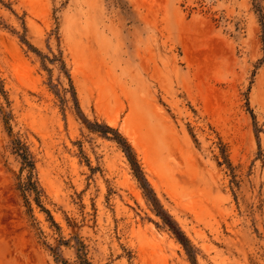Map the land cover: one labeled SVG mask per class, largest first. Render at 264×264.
I'll return each instance as SVG.
<instances>
[{"label":"rangeland","instance_id":"rangeland-1","mask_svg":"<svg viewBox=\"0 0 264 264\" xmlns=\"http://www.w3.org/2000/svg\"><path fill=\"white\" fill-rule=\"evenodd\" d=\"M0 264H264V0H0Z\"/></svg>","mask_w":264,"mask_h":264},{"label":"trees","instance_id":"trees-1","mask_svg":"<svg viewBox=\"0 0 264 264\" xmlns=\"http://www.w3.org/2000/svg\"><path fill=\"white\" fill-rule=\"evenodd\" d=\"M104 128L108 131L112 130L111 128H109L107 126H105ZM121 144L124 145V151L127 153V158H128V160L131 164V167L133 169L134 176L139 181V184H140L141 188L145 191L147 197L150 198V195L152 194V190L149 188V185L147 184L145 179H143L138 164L136 163V161L133 158H131L130 147L128 145H125V142H123V140H122ZM151 200L153 203H156L155 198H151ZM163 215L165 216V219L164 218L163 219L166 221L168 226L171 228L170 230L173 232L176 239L185 247V249H188L187 246L189 245V243H188L187 239L185 238V236L183 235V233L179 230V228L176 227V225H174L173 221L170 220L169 216H167L166 214H163Z\"/></svg>","mask_w":264,"mask_h":264}]
</instances>
